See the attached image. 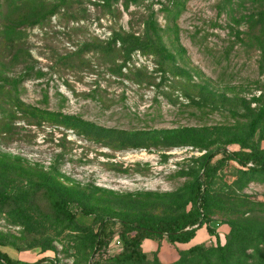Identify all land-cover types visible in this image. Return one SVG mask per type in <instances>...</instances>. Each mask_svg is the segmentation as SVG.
Masks as SVG:
<instances>
[{"label": "rangeland", "instance_id": "1", "mask_svg": "<svg viewBox=\"0 0 264 264\" xmlns=\"http://www.w3.org/2000/svg\"><path fill=\"white\" fill-rule=\"evenodd\" d=\"M263 107L264 0H0V250L121 264V222L193 210L215 154L214 235L198 230L202 249L180 263L149 238L142 264H219L211 250L238 233L231 262H264V173L225 156L264 151ZM102 219L111 239L94 258Z\"/></svg>", "mask_w": 264, "mask_h": 264}, {"label": "trees", "instance_id": "2", "mask_svg": "<svg viewBox=\"0 0 264 264\" xmlns=\"http://www.w3.org/2000/svg\"><path fill=\"white\" fill-rule=\"evenodd\" d=\"M136 1V0H134ZM260 117H264V107L260 110ZM215 154L208 155L202 164V177L195 179L196 192L195 202L196 206L193 210L172 219H153L151 217H141L131 221L121 222L120 238L123 241V249L114 256V260L121 264H142L146 257L142 249L143 243L149 238H156L165 240L172 245H185L190 243L197 235L198 230L206 227L210 235H214V231L210 228V219L205 214L210 208V197L208 191L205 189L203 178H207L212 173V168L209 167L211 159ZM228 160L235 161L238 165L246 168V172L251 174L264 173V151L260 153H225ZM251 167H248V164ZM48 198L51 200L54 213L67 220H73L75 214L68 208L67 200L59 195L55 190L46 187ZM11 199L6 193L0 192V205L6 204ZM85 214H88L85 212ZM107 221L102 219L97 226L94 233L93 240V255H101L103 248L111 239V235H105V224ZM235 235V231H231ZM242 237L238 233V239L231 242L228 240L224 245H217L211 253L216 252L219 264H233L231 260H239V252L237 247L241 242ZM202 249L201 245L194 244L187 249L179 250V258L176 261L180 263L189 254L199 252ZM1 264H19L12 260L6 253L0 250ZM33 264H57L55 260L44 258L36 261ZM97 264V262L93 263ZM235 264V263H234ZM264 264V262L259 263Z\"/></svg>", "mask_w": 264, "mask_h": 264}, {"label": "crops", "instance_id": "3", "mask_svg": "<svg viewBox=\"0 0 264 264\" xmlns=\"http://www.w3.org/2000/svg\"><path fill=\"white\" fill-rule=\"evenodd\" d=\"M196 237L190 242V243H188V244H185V245H175L177 248H179V250H183V249H187V248H189L190 246H192V245H194V244H196V243H194V242H196Z\"/></svg>", "mask_w": 264, "mask_h": 264}]
</instances>
